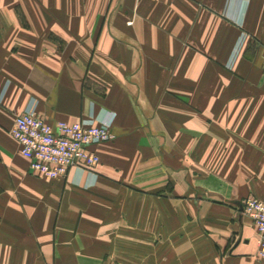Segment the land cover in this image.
I'll return each instance as SVG.
<instances>
[{
	"label": "crops",
	"instance_id": "crops-1",
	"mask_svg": "<svg viewBox=\"0 0 264 264\" xmlns=\"http://www.w3.org/2000/svg\"><path fill=\"white\" fill-rule=\"evenodd\" d=\"M264 0H0V264H264ZM112 127L93 174L12 137Z\"/></svg>",
	"mask_w": 264,
	"mask_h": 264
},
{
	"label": "built area",
	"instance_id": "built-area-1",
	"mask_svg": "<svg viewBox=\"0 0 264 264\" xmlns=\"http://www.w3.org/2000/svg\"><path fill=\"white\" fill-rule=\"evenodd\" d=\"M262 50L264 56V44ZM11 135L21 146L31 172L51 179L67 177L77 168L93 174L100 158L91 148L115 138L110 125H95L84 120L51 124L34 109L16 118ZM243 210L256 228L259 254L264 259V200L249 197L243 202Z\"/></svg>",
	"mask_w": 264,
	"mask_h": 264
}]
</instances>
